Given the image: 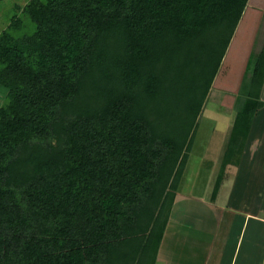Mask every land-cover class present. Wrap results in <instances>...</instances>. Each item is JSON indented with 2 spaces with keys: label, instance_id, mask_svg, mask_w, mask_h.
<instances>
[{
  "label": "trees",
  "instance_id": "obj_1",
  "mask_svg": "<svg viewBox=\"0 0 264 264\" xmlns=\"http://www.w3.org/2000/svg\"><path fill=\"white\" fill-rule=\"evenodd\" d=\"M248 4L68 0L0 33V264H156ZM263 47L264 14L246 78Z\"/></svg>",
  "mask_w": 264,
  "mask_h": 264
},
{
  "label": "rangeland",
  "instance_id": "obj_2",
  "mask_svg": "<svg viewBox=\"0 0 264 264\" xmlns=\"http://www.w3.org/2000/svg\"><path fill=\"white\" fill-rule=\"evenodd\" d=\"M67 1L5 0L0 3V33L10 29L16 37L29 35ZM263 12L264 0H250L243 25L236 31L221 73L199 118L193 150L180 183L183 193L197 197L210 195L213 182H220V166L227 155H240L229 160L237 163L248 141L251 145L260 138L264 143V47L258 58L257 73L251 78L245 77ZM6 94L7 90L0 87V107ZM250 147L252 150L258 147L259 156L264 151L262 143ZM230 179L224 175L220 183L229 186ZM108 231V228L94 230L89 233L90 240H105Z\"/></svg>",
  "mask_w": 264,
  "mask_h": 264
},
{
  "label": "crops",
  "instance_id": "obj_3",
  "mask_svg": "<svg viewBox=\"0 0 264 264\" xmlns=\"http://www.w3.org/2000/svg\"><path fill=\"white\" fill-rule=\"evenodd\" d=\"M248 145L239 162L229 160L240 155H227L220 166L229 186L220 177L201 197L179 187L156 264H264V151Z\"/></svg>",
  "mask_w": 264,
  "mask_h": 264
}]
</instances>
